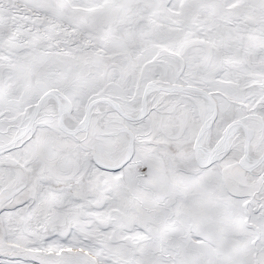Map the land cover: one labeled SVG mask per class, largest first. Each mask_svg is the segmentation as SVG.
Instances as JSON below:
<instances>
[{
    "label": "snow or ice",
    "instance_id": "1",
    "mask_svg": "<svg viewBox=\"0 0 264 264\" xmlns=\"http://www.w3.org/2000/svg\"><path fill=\"white\" fill-rule=\"evenodd\" d=\"M0 264H264V0H0Z\"/></svg>",
    "mask_w": 264,
    "mask_h": 264
}]
</instances>
